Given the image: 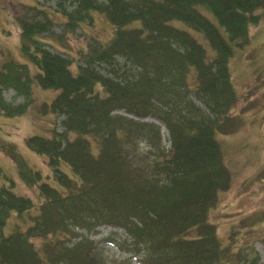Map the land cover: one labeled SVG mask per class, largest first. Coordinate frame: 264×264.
<instances>
[{"label": "trees", "instance_id": "1", "mask_svg": "<svg viewBox=\"0 0 264 264\" xmlns=\"http://www.w3.org/2000/svg\"><path fill=\"white\" fill-rule=\"evenodd\" d=\"M73 3L63 10V33L52 35L61 41L81 28L88 38L73 61L40 36L53 24L44 6L32 7L39 22L18 19L21 42L0 50L14 54L0 57V142L40 87L56 92L45 111L61 117L59 131L23 139L43 157L39 166L10 143L20 182L4 174L0 185V264H108L89 235L102 225L116 227L121 252L142 255V264H260L250 244L242 253L224 244L207 216L231 185L217 138L238 122L229 61L264 20V0ZM95 14L112 29L109 39L87 32ZM1 15L0 34L9 30ZM4 88L28 100L13 107ZM21 185L32 188L30 196L18 192ZM255 220L253 226L264 224ZM233 228L232 238L239 232Z\"/></svg>", "mask_w": 264, "mask_h": 264}, {"label": "rangeland", "instance_id": "2", "mask_svg": "<svg viewBox=\"0 0 264 264\" xmlns=\"http://www.w3.org/2000/svg\"><path fill=\"white\" fill-rule=\"evenodd\" d=\"M37 6H44L48 9L53 21L51 29L43 31L40 36L42 38L48 36L49 38H45V41L57 46L53 45L49 49L62 52L65 57L73 61L77 57L75 52L85 45L88 38L81 28H76L75 34L66 33L61 41H55L52 37L53 34L63 33L61 25L66 21L63 10L71 11L75 7L73 0H50L48 2L44 0H0V10L3 12L4 19L8 16L6 24L1 27H8L11 34L17 38L18 33L22 32V30L18 31V28L20 29L18 19L31 23H37L43 19V16L39 15L41 12L34 11L32 8ZM257 25V28L249 31L250 42L244 47H237L234 56L229 61L231 78H237L234 88L238 91V100L231 111L233 118L236 117L238 122L234 132L229 135L218 134L217 138L221 145L222 161L225 162L231 174V185L218 195V200L209 210L207 218L211 223L216 224L217 234L224 244L231 245L233 250H239L240 253L244 246L250 244L259 255L258 263L262 264L264 263V243L262 242L264 224L253 226V223L257 222L255 218L264 219V186L260 185V182L264 180V20ZM111 31L112 29L99 14L93 16L87 28V32L100 41L109 39ZM6 36L5 38L10 40ZM0 41L2 43L5 39L0 36ZM8 44L5 42V46ZM0 49H2L1 46ZM8 54L11 56V51ZM24 61L27 62L25 59ZM29 71L31 75L38 72L33 63H29ZM35 91L30 95L29 100L13 88H4L2 92L5 102L13 107L26 100L29 106L27 111L21 115L19 123L7 125L3 130L4 143L0 142V185L5 181L4 174H11L16 181L20 182L17 177L16 166L18 164L12 159L15 154L8 155L11 142H17L20 147L15 146L14 153L20 157H26L31 164L39 166V163L43 162V157L30 153L24 145V137L35 135L36 132L49 135L50 130L54 128L59 131L61 117L55 118L54 115L45 111L56 92L41 87L40 90ZM1 116L4 117V115ZM143 119L152 122L156 120L151 117H143ZM161 132L163 143L168 147L167 129L162 127ZM41 167L39 170L44 177H47L50 168L45 164ZM17 190L24 196H30L32 192V188H26L23 185ZM233 226L239 231L234 238L231 235L234 232ZM244 227L245 230L242 229ZM97 228L95 233L89 235L105 250L104 255L112 259L108 261V264H119V262L120 264H142V255L133 251L121 252L122 250L117 246L118 239L114 238L113 229L117 228L109 225ZM121 233L124 235L122 231Z\"/></svg>", "mask_w": 264, "mask_h": 264}]
</instances>
